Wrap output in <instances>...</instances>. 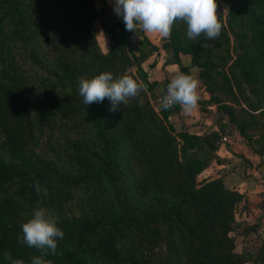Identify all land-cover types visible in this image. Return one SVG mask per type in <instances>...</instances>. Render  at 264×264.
<instances>
[{"label": "trees", "instance_id": "16d2710c", "mask_svg": "<svg viewBox=\"0 0 264 264\" xmlns=\"http://www.w3.org/2000/svg\"><path fill=\"white\" fill-rule=\"evenodd\" d=\"M238 1L264 75V0ZM113 10L103 0H0V264L6 252L19 259L21 225L54 205L66 215L52 264H264V242L235 250L233 233L257 227L236 220L243 195L221 178L196 181L217 160L220 132L175 130L179 105L156 109L147 97L156 83L141 65L165 49L176 62L173 36L155 45ZM242 57L251 78L255 59ZM102 72L146 87L115 112L107 98L87 106L80 78Z\"/></svg>", "mask_w": 264, "mask_h": 264}, {"label": "rangeland", "instance_id": "374dc122", "mask_svg": "<svg viewBox=\"0 0 264 264\" xmlns=\"http://www.w3.org/2000/svg\"><path fill=\"white\" fill-rule=\"evenodd\" d=\"M217 5L222 30L216 40L207 41L203 35L195 40L189 39L187 26L183 21L174 23L171 35L177 49V73L193 75L200 81V100L198 110L195 109V112L198 111L200 118H203L202 121L206 120L208 123L204 132L209 129L220 132L224 140L220 139L219 143L228 148L234 156L240 158L249 152L258 154L259 151L264 150L263 65L258 59L259 47L253 44V33L246 25L243 3L238 0H217ZM228 10L233 15L231 27L227 22ZM111 12L108 13L111 14ZM94 25L98 45L103 52H106L109 47L107 36L101 30L98 21ZM169 54H171L170 51ZM239 55L244 56L242 57L244 62L255 59L249 65L252 70L251 78L242 73L243 66L241 60L237 58ZM164 95L166 91L160 88H154L147 93L149 102L156 109ZM173 114L175 116L172 119L174 129L181 130L183 125L177 121L179 116L174 112ZM202 175L196 176L197 182L206 180ZM225 186L228 189H234L226 184ZM245 207V205H238L235 214L237 221H240L241 210ZM44 210L54 215L57 221L66 215V211L64 212L63 208L57 205ZM263 217L264 208L247 222L257 223V227L246 237L233 233L236 251L244 245H257L264 242ZM18 253L20 254L19 259L25 261V264H31V258L36 256L37 250L25 245Z\"/></svg>", "mask_w": 264, "mask_h": 264}, {"label": "clouds", "instance_id": "9594fccd", "mask_svg": "<svg viewBox=\"0 0 264 264\" xmlns=\"http://www.w3.org/2000/svg\"><path fill=\"white\" fill-rule=\"evenodd\" d=\"M217 0H115L114 12L121 16L127 31L136 33L139 27L145 34H155L167 39L172 26L183 21L187 26V37L195 40L201 35L207 41L216 40L222 30ZM145 85L138 78L122 75L114 78L111 72H102L91 79L84 77L79 81V94L85 105L110 102V111L119 110L131 98L139 96ZM200 81L193 75L179 72L167 85L166 95L161 98L163 110L179 105L185 114H191L200 100ZM142 106V103H141ZM36 190L40 191L37 184ZM22 236L18 242L39 251L31 258V264H52L45 259L51 252L57 254V239H62L63 231L57 227V218L44 209L34 211L32 217L21 225ZM5 259L10 264H25L21 259H13L7 252Z\"/></svg>", "mask_w": 264, "mask_h": 264}, {"label": "crops", "instance_id": "0c3cea01", "mask_svg": "<svg viewBox=\"0 0 264 264\" xmlns=\"http://www.w3.org/2000/svg\"><path fill=\"white\" fill-rule=\"evenodd\" d=\"M93 1L98 6L102 0ZM103 1L107 7H114L115 0ZM111 17L121 16H118L113 10L111 12ZM143 34L151 43L158 46L165 40L155 34L149 35L144 32ZM141 67L146 73L148 81L156 83L154 88H160L164 91H166L167 85L173 76L178 74V65L172 53L169 54V50L167 49L160 52L159 55L149 57L142 63ZM174 113L179 116L177 121L183 125L182 131L198 136L205 133L204 129L208 126V123H206V120L202 121L203 118H200L198 111L195 112L194 110L191 114H185L178 106L177 112ZM174 118L173 112L170 113L169 120L173 127H175L172 122ZM215 154L217 160H212L207 168L200 174L206 173V175H202L206 180L221 178L224 184L228 187H233L242 194L246 207L241 210L239 220L243 222L251 221L252 217L259 214V211L264 208V156L249 152L239 158L234 156L222 143H219ZM212 170H214V172H211ZM217 172H219V174H215ZM209 174L210 177H208ZM244 201L240 202L238 205H243Z\"/></svg>", "mask_w": 264, "mask_h": 264}, {"label": "built area", "instance_id": "2783aa9c", "mask_svg": "<svg viewBox=\"0 0 264 264\" xmlns=\"http://www.w3.org/2000/svg\"><path fill=\"white\" fill-rule=\"evenodd\" d=\"M221 140H224V137H222Z\"/></svg>", "mask_w": 264, "mask_h": 264}]
</instances>
